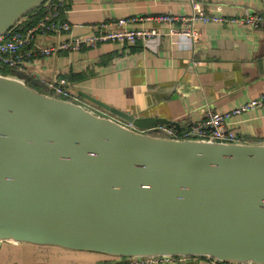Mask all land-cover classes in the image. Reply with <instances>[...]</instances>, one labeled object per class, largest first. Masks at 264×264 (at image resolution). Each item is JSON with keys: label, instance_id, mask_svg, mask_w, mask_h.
Instances as JSON below:
<instances>
[{"label": "water", "instance_id": "1", "mask_svg": "<svg viewBox=\"0 0 264 264\" xmlns=\"http://www.w3.org/2000/svg\"><path fill=\"white\" fill-rule=\"evenodd\" d=\"M46 1L0 0V36ZM30 79L0 74V244L264 264V143L143 133L177 123Z\"/></svg>", "mask_w": 264, "mask_h": 264}, {"label": "crops", "instance_id": "2", "mask_svg": "<svg viewBox=\"0 0 264 264\" xmlns=\"http://www.w3.org/2000/svg\"><path fill=\"white\" fill-rule=\"evenodd\" d=\"M66 4L74 35L89 34L91 26L102 21L158 14L191 16L195 11L191 0H67ZM194 5L204 15L239 19L251 12L264 17V0H194ZM141 25L164 32L170 28L152 21ZM196 29L199 35L194 44L165 35L137 44L108 42L77 52L38 56L26 66L25 73L31 78L28 84L44 92V88L50 90L49 83L67 78L79 102H88L82 95L88 94L138 116L176 122L169 126L178 130L205 120L211 111L231 110L264 92V26L200 22ZM42 42L54 41L48 37ZM234 128L249 142H264V107L244 113ZM40 262L122 263L105 255L0 244V264ZM171 264L209 263L186 258Z\"/></svg>", "mask_w": 264, "mask_h": 264}, {"label": "built area", "instance_id": "3", "mask_svg": "<svg viewBox=\"0 0 264 264\" xmlns=\"http://www.w3.org/2000/svg\"><path fill=\"white\" fill-rule=\"evenodd\" d=\"M67 0H48L41 7L47 12L33 26L25 28L20 21L12 29L0 36V66L11 71L26 70V66L37 61L38 56H52L59 52H77L86 48H95L108 42L117 44H137L151 39H160L165 35L178 36L194 44L199 35L196 25L207 23L238 22L244 26L259 28L264 26V17L247 12L239 19H230L221 16L204 15L196 12L194 0L191 3L195 9L191 16H177L173 14L150 15L145 18L133 17L117 20L102 21L91 26V32L86 35L72 34L73 25L66 18L65 7ZM40 7V8H41ZM142 21H152L161 25L169 24L167 32L156 27L141 25ZM135 24V26H131ZM50 37L54 42L44 43V38ZM51 94L73 102H78L69 87L67 78H59L49 83ZM264 107V92L256 98L225 111H211L207 118L186 129L178 130L175 127L157 124L143 133L155 136H166L177 140L200 139L225 143L249 142L234 128L242 121L244 113ZM233 126V127H231ZM264 143V142H260ZM186 258H146L141 260L125 261L121 264H171ZM209 264H225L212 258H201Z\"/></svg>", "mask_w": 264, "mask_h": 264}, {"label": "trees", "instance_id": "4", "mask_svg": "<svg viewBox=\"0 0 264 264\" xmlns=\"http://www.w3.org/2000/svg\"><path fill=\"white\" fill-rule=\"evenodd\" d=\"M66 9H67V5H65V7L61 9L63 11V15ZM46 12L47 11L41 7L38 10L34 11L33 13L29 14L26 18L22 20L21 23L22 24L24 23L23 26L25 25L24 26L25 28L33 26L44 16ZM33 17H34V21H31ZM11 72L12 71L10 69L0 66V74L9 75L11 74Z\"/></svg>", "mask_w": 264, "mask_h": 264}, {"label": "bare ground", "instance_id": "5", "mask_svg": "<svg viewBox=\"0 0 264 264\" xmlns=\"http://www.w3.org/2000/svg\"><path fill=\"white\" fill-rule=\"evenodd\" d=\"M163 125H166V124H163Z\"/></svg>", "mask_w": 264, "mask_h": 264}]
</instances>
